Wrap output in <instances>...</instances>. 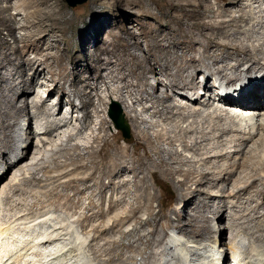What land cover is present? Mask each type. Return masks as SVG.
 Segmentation results:
<instances>
[{"label":"bare ground","instance_id":"obj_1","mask_svg":"<svg viewBox=\"0 0 264 264\" xmlns=\"http://www.w3.org/2000/svg\"><path fill=\"white\" fill-rule=\"evenodd\" d=\"M10 1L0 0V132L3 134L0 137V156L16 150L14 155L16 160L15 163L8 162V171H4L1 179L12 169L15 170L11 178L12 184L20 181L22 176L26 178L27 174L31 173L36 165H41L50 152L57 147L58 141L62 140V148L58 152L66 151L63 156L71 160L69 166H74L73 172L61 171L57 175H48L50 178L56 177V181H60L70 177L75 171L86 167L87 162L91 163V167L87 169L89 172L81 178L83 180L97 174L105 176L115 173L119 176L131 171L137 173L140 169L143 173L142 178H146L145 172L149 171L157 184H163V178L173 179L180 174L184 179L175 186L183 191V196L189 197L188 202H195L197 210L190 216L188 223L190 230L188 231L183 222L180 223L179 231H174L169 238L175 248L165 253L167 249L164 248L163 243L168 236L157 237L155 244L153 242L155 230L139 237V242L145 244L144 249L139 244L128 243L125 244L127 250L119 252L116 246L123 245V238L120 240L109 238L106 244H112L113 251L103 249L104 246L98 250L91 247L90 231L87 226L84 228L86 231H80L77 225L80 220L73 218L75 214L70 211L63 213L60 209L53 208L51 203L48 205L45 202L33 205L32 208L34 206L36 208H33L31 212L13 215L5 214V208H2L0 264H160V259L165 256L167 257L161 264H233L232 261L235 262L234 264H264V212L253 208L245 215V218L250 216L248 220L232 216L228 225L232 230L229 242L227 236H223L220 239L216 238L211 245L207 236L201 238L204 230L210 234L213 232V228L211 229L208 224L209 218H206L202 211L205 208L215 207V204L214 201L212 203L211 200L207 201L206 197L197 201L195 195L196 192L212 195L214 191L221 192L220 196L250 191L257 195H264V62H260L259 59L261 55L264 56L263 13V19H259L256 15L255 22L260 26L256 27L254 24L250 30L252 32H246L250 37L255 34L254 32L261 35L256 39L258 43L250 44L239 39L238 36L232 37L231 29L238 33L244 32L242 26H238V22L246 18L254 19L253 14L244 11L235 15L232 10H225L224 6H219L222 0L216 1L218 7H215L210 0H168L174 11L173 19L178 24V28H174L172 24L160 22L158 26L148 30L147 54L143 53L141 60L137 61L129 57L130 68L114 67L125 61L107 49L105 55L99 58L97 72L89 75L82 87L68 91L64 84L70 74H63L62 71L58 78L52 75L54 84L45 95L46 91L38 87L37 78L48 79L47 70L53 71V63L51 64L49 60L50 57L55 56L47 53L42 57L30 59L26 57V52L33 47L39 50V46L33 43L32 37H36L35 39L40 42H47L48 49L52 47L53 38L51 39L50 36L53 30L52 27L50 28L52 24L50 26H48L50 23L43 24L45 19L42 18V11L28 12L23 16L24 22L38 27L33 35L27 37L30 43L22 47L19 44L21 39L17 37L15 43H11L8 37L2 34V24L9 30L10 35H14L17 25L15 18L12 16L8 18L9 11L15 8L18 11L17 14L21 15L22 8L31 6L33 1L23 0L21 4L16 2L13 5L8 3ZM123 1L128 10L139 7L141 16L150 15L149 8L144 7L146 4L149 5L150 0ZM224 1H227L229 6L244 7L245 5H242V0ZM226 12L229 13V18L226 17ZM218 13L221 15L219 16ZM160 36L163 38L160 39ZM220 36L226 40L219 39ZM176 49L181 50L182 53L176 52ZM207 59H211L213 64L208 63ZM75 61L73 59V66ZM219 63L221 65H215ZM39 65L43 68L40 69ZM62 67L66 69L63 63ZM6 68L10 70V73L14 69L19 73L20 79L11 81L4 71ZM28 69L34 70L35 76L26 78ZM201 74L204 75L203 81L200 79ZM216 74H220V77L227 81L243 79V82L231 88L230 84L216 80ZM155 75L157 77L164 75L161 76L159 84L151 83V78ZM247 75L250 81H244ZM131 76L136 80L129 81ZM109 80L118 85L112 87ZM216 81H218L217 84ZM102 84H105L114 100L119 99L124 103L125 113L133 130L131 139L122 138L120 128L117 127L113 118H109L110 126L115 128L112 134L106 132L107 120L104 118L98 122L91 121L89 107L94 105L95 96H102L100 86ZM223 89L228 92L231 89L237 91L235 96L229 95L223 98L220 96L219 100L228 105L224 108L218 106L220 104L213 105L217 95ZM183 90L186 91V95L182 94ZM187 90L196 92L191 93ZM199 91L202 95L198 94ZM187 93L195 97L187 98L189 96ZM53 94L54 97L58 95L55 106L60 111L58 114L48 111L49 117L53 116V119H48L47 122H51V127L54 126V128L48 125L44 127L43 124L37 126L41 129L37 133L43 136L37 135L36 152L29 161V150L31 151L33 143L32 145L31 143L26 145L14 143V127L19 124L23 112H27L28 120L36 118L37 113H30V105L31 107L45 106ZM74 94L83 99L81 118H79L80 115H76L75 106H73ZM20 99L25 106L19 105ZM65 99L72 107L64 114ZM137 104L142 106L141 109L137 107ZM96 110L98 113L103 111L99 108ZM148 112L159 118L149 119L145 115ZM59 114L64 115L59 116ZM70 118L79 122L76 128L71 127ZM169 120L170 124L167 123ZM180 121L188 123L187 126L180 124ZM91 122L95 127L99 125L98 129L91 126ZM86 130L90 131L88 136H85ZM227 133H234L235 137L229 139L230 141L226 138L225 141L223 136ZM67 134L68 140L64 139ZM213 134L218 136L219 145H215L218 141L214 142ZM82 138H89L84 146L80 142ZM122 139L126 144L121 143ZM212 140L214 145H211ZM63 141H66V146H63ZM178 146H181L184 152L194 151L196 155L190 156L183 151L180 152L177 149ZM220 147L221 149H218ZM256 151H259L260 158L257 161L254 154ZM222 159L227 162L220 165L219 171H210L214 165H219L218 161ZM178 161L195 164L184 169V167L173 165L174 162L179 163ZM199 163L204 164V167L197 169L196 166ZM43 168L49 174L56 172L54 168L46 165L42 166ZM221 180L225 182L230 180V183L224 186ZM206 181L209 182L208 187H205ZM6 187L3 188L2 193L8 194ZM119 188L128 190L126 185ZM150 188L151 185L145 182L141 190L149 192ZM262 201L264 203V200ZM227 208L229 207L224 205V208L215 207L213 211L216 214ZM255 210L258 215L251 214ZM116 217L120 223L111 224V218L107 215L103 225L104 232L108 230L118 232L121 224L126 229L129 227L131 216L126 214L121 217L120 213H117ZM92 228L96 232L101 231L100 226L93 225ZM126 229L123 233L126 236H132L137 227ZM189 235L192 236L188 237ZM134 251L139 252V257L132 253L128 254ZM126 256L132 261L123 262ZM190 256L193 258L187 263L186 258Z\"/></svg>","mask_w":264,"mask_h":264},{"label":"rangeland","instance_id":"obj_2","mask_svg":"<svg viewBox=\"0 0 264 264\" xmlns=\"http://www.w3.org/2000/svg\"><path fill=\"white\" fill-rule=\"evenodd\" d=\"M33 1L31 6H25L22 8L21 12L22 14H17L18 11L15 10V8H12L11 11L8 13V18L12 16L15 18V22L17 25V29H15L14 35L9 34V30L5 27L4 24H2V34L3 36L8 37L9 41L11 43H15V39L20 38L21 41L19 44L22 47H25L26 44L30 43L29 39L27 38L29 35H33L34 32L37 30L38 27H35L32 24L24 22L23 16L31 11H42L43 12V24L49 25L52 30L51 32V39L53 38L52 47L48 49V43L47 42H40L38 39L36 40V37H32L33 43L35 46H39V50H37L35 47L29 48V50L26 52V57L30 59H36L38 57H42V55H47V53H52L55 57H50L49 62L53 65L52 72L47 70V76L48 79L41 77L40 79L37 78L38 87L42 91H46L45 95L48 94V89L54 84V81L52 80V75L56 76L57 78L61 75V72L63 71V74H70V77L65 82V88H67L68 91H71L73 89H77L79 87H82V84L84 81L88 78L89 75H92L93 73L97 72V65H99V58L103 54L105 55L107 49H110L114 52V55H116L119 59L123 58V63L116 64L114 67H121L124 66L126 68H130L131 62H129V57H133L134 60H141L143 53L147 54V36H148V30H151V28L158 26L161 23L165 24H172L174 28H178V24L174 22L173 19V9L168 0H150L148 1L149 5H144V7L149 8L150 15H140V9L139 7L131 8V10H128L126 3L123 0H86L84 3L77 4L75 6L70 5L66 0H30ZM45 1V2H43ZM211 3L218 7L217 0H210ZM217 1V2H216ZM243 6H232L228 5L227 1H220L219 6H224L223 8L225 10H232L233 14H240L242 12H246L249 14H253L255 17L254 19L246 18L245 20H240L238 22V26L241 27L244 32H236L234 29H231L232 37L245 40V42H248L250 44L252 43H258L259 33L254 32L252 37L248 36L247 31L250 33L252 29V26L255 24L257 25V22H255L256 15L259 16V19H263L262 13L264 16V1L258 0H242ZM21 4L23 0H11L8 2L10 5H13L15 3ZM217 4V5H216ZM263 5V6H262ZM228 6V7H227ZM263 8H262V7ZM15 7V6H14ZM143 7V9H145ZM261 9V11H260ZM263 9V10H262ZM259 11V12H258ZM227 14V15H226ZM229 13L226 12L225 15L227 18L230 17L228 15ZM220 16L221 14L218 13ZM217 15V16H218ZM248 17V16H247ZM235 35V36H234ZM220 36L219 39L226 40V38ZM163 38L160 36V39ZM154 42V40H152ZM42 51H41V50ZM40 52V53H39ZM173 53H182L181 50H172ZM171 52V54H173ZM14 56V55H13ZM225 56V55H224ZM227 56V54H226ZM260 56V55H259ZM75 59V64L73 66L72 61ZM260 62H264V56L261 55L259 57ZM208 63L213 64V61L211 59L206 60ZM62 63L66 66V69L62 67ZM258 64V63H257ZM215 65H221L215 64ZM74 67H76L74 69ZM39 68L42 69L43 66L39 65ZM47 69V68H46ZM8 77H10L11 81H18L20 79L19 73H17L14 69L13 72L10 73V70L4 69ZM14 73V74H13ZM159 74H162V72H159ZM255 74V71H254ZM35 76L34 70L28 69L27 74L25 75L26 78H32ZM54 76V77H55ZM161 76L158 77L152 76L151 83L159 84ZM262 76V75H260ZM216 80L224 81L226 84H230L231 87L233 85H239L242 84V80H233L227 81L224 78L220 77V74H216L215 76ZM201 81L204 80V75L201 74L200 77ZM244 81H250L249 76L247 75L246 78H244ZM136 80L135 77L131 76L129 77V81ZM218 80V81H219ZM110 85L112 87H115L118 85V83H115L111 80H109ZM216 81L215 83L217 84ZM231 82V83H230ZM123 84V83H121ZM101 88V97L95 96L94 97V105L89 107L90 113H91V121L98 122L102 118H104L106 121V132L109 134H112L115 131V128L110 126L109 118H112V116L109 114V110L112 105H116L123 111L125 119L129 122V119L126 116L125 113V106L124 103L119 100L112 98L110 91L106 88L105 84L100 85ZM188 92H196V91H190ZM93 92L96 93V90L93 89ZM191 93H187V98H194L195 95L190 96ZM183 95H186V91H182ZM198 94H201L199 91ZM35 95V94H33ZM202 95V94H201ZM115 96H117L115 94ZM235 96V95H234ZM226 97V96H221ZM76 115H80L79 118H81L82 110H81V102L83 99L74 94L72 96ZM220 96L217 95V100L214 102L213 105H218L224 108L226 105L223 101L219 100ZM58 100V95L54 97V94L49 98L47 101V105L42 106H36V107H29L30 113L32 112L37 113L36 118H32L31 120H28V114L27 112H23L21 114V120L18 125H15L14 127V143H18V145L23 144H30L31 151L29 150V158L30 161L31 157L36 152V143L38 136H41L42 134L37 133L39 132V129L37 126L40 124H43L45 126L51 127V122H47L48 119L52 120L53 116L50 118L48 111L55 112V114H58L60 110L55 106L56 102ZM105 100V102H104ZM184 100V98H183ZM188 101V100H187ZM184 104V103H183ZM20 106H25L24 102L20 99L19 100ZM212 105V106H213ZM72 107L71 104L67 102V99H65V107H63V113L65 114L67 110H70ZM137 107L141 109V105L137 104ZM96 108L103 109L102 112L98 113ZM233 108V107H231ZM234 109V108H233ZM27 114V115H26ZM64 114H59V116H62ZM149 119H158L159 117L153 116L151 112L145 113ZM153 116V117H152ZM175 122V121H174ZM164 123V122H162ZM170 124V120L167 122ZM70 124L71 127L76 128L79 124L76 120H73L70 118ZM91 126L95 127L94 123L91 122ZM180 124L187 126L188 123H184L183 121H180ZM167 125V124H166ZM97 125L95 129H98ZM165 126V123L164 125ZM51 128H54L52 126ZM129 128H130V136L125 137L123 135L122 130L121 136L125 139H131L133 137V130L132 126L129 122ZM97 131V130H96ZM98 132V131H97ZM90 131L86 130V135ZM218 133V132H216ZM196 134V133H193ZM243 134V133H242ZM3 134L0 132V137ZM38 135V136H37ZM218 135V134H216ZM43 136V135H42ZM216 137V138H215ZM225 141L227 138V141H230L235 137L234 133H227L225 136H223ZM221 137V138H223ZM212 138L215 140L214 142L218 143L215 144L212 140L211 145H219L220 140H218V136L212 135ZM64 139L68 140V134ZM230 139V140H229ZM49 142L50 139H47ZM83 142H88L89 138L80 139ZM80 141V142H81ZM125 140L122 139L123 144H126L124 142ZM260 142V141H259ZM62 140H59L56 144V148L50 152L49 156L45 158V160L41 161V165H36V167L31 171V173L27 174L26 178L23 176L21 177L20 181L14 182L11 181V178L13 176V172L15 170H11L7 173V175L1 179V176L4 171H8L7 164L8 162H14L16 158H14V155L16 153L15 151H9L8 153L4 154L3 156H0V196L2 193V190L4 187H6V190L8 191L5 193H2V201L0 206V215H2V208H5V214H18V213H26L33 211L36 206L32 208L33 205L37 203H46L48 205L53 206L56 210L60 209L63 213L64 211H70L71 213H74V217L79 221V229L85 230L84 228L87 226L88 230L90 231V237L89 242L92 243V246L94 249L102 248L101 246H104L103 249H109L110 251H113L114 247L112 244H106L109 238L120 240L122 239L123 245L116 246L117 251H126L127 248L125 247V244L128 243H134L139 244L142 249L145 248L144 242H139V237L142 235L149 234L156 231L153 242L155 244L157 243V237H167V240L171 237L174 231H179L180 223L186 225L185 227L188 228V231L190 230L189 226V220L190 216L196 212V204L195 202H188L189 197L183 196L181 190H178L175 185H178L181 180L184 179V177L180 174H177L175 178L168 179L163 178V184H157L154 178L152 177L151 173L149 171H146L147 174L145 177L142 178L143 173L140 172L141 170L138 169V172L135 173V171H131L126 173L125 175H119L116 176L115 173L100 176L97 174L96 176H92L87 178L86 180L81 179L83 176H85L89 171V168L91 167V163L87 162L86 167L79 169L78 171H75L70 175V177H65L64 179L60 181H56L55 178H50L48 175H57L61 171H70L73 172L74 166H69L71 163V160H67V157L63 156V154H66V151L63 153H59L58 150L62 148ZM82 143V142H81ZM85 143H82L83 146ZM214 143V144H213ZM63 146H66V141H63ZM17 145V147H18ZM206 146H208L206 144ZM257 146V144H256ZM179 147V148H178ZM177 149L180 152H184L183 148L181 146H178ZM210 147V146H208ZM223 147V146H222ZM23 148V147H22ZM51 150V146L49 147ZM17 149V148H16ZM218 149H221L218 148ZM112 153H114V150H111ZM58 152V153H57ZM143 149H141V153H143ZM57 153V154H56ZM186 154L196 155L194 151L191 152H184ZM256 154L255 161L260 160L259 158V151L254 152ZM6 157V158H4ZM12 159V160H11ZM264 160V158H263ZM233 161V160H231ZM179 162V161H178ZM227 161L225 159H222L218 161L219 165H210L212 168L210 171H219L220 165L225 164ZM15 163V162H14ZM182 163V164H181ZM195 164L194 162H174L173 165L176 167H184V169L188 168L189 165ZM49 166L50 168H54L56 172H53L51 174L46 173L45 167L42 169V166ZM180 165V166H179ZM67 167V168H66ZM198 168L204 167V164L199 163L197 166ZM88 169V170H87ZM86 170V171H85ZM251 170V169H250ZM81 171V172H80ZM118 171V170H117ZM85 172V173H84ZM115 175V176H114ZM197 176V175H196ZM211 178V174L208 175ZM261 176V175H259ZM257 176V177H259ZM236 177V176H235ZM74 178V179H72ZM72 179L71 181H69ZM205 180H210L209 178H205ZM253 181V179H251ZM149 183L151 185V188L149 189V192H145L141 189L144 188V183ZM222 185H228L230 183V180L228 182H225V180L220 181ZM224 182V183H223ZM234 183V178L232 181V184ZM12 187H10V185ZM231 184V186H232ZM126 185L128 190H121L119 186ZM209 182L206 181L205 187H208ZM109 186V187H106ZM230 186V187H231ZM139 189V190H137ZM195 189V188H194ZM208 188H206L207 190ZM218 190V189H215ZM10 192V193H9ZM213 194H206L205 192L199 194L195 193L197 201L201 198L206 197L207 201H214L215 207H218L220 209L224 208V205H227L229 208L227 210H221L215 214L213 211L215 207H212L211 209L205 208L202 212L205 215L206 218H209V226L211 229L213 228V232L210 234L207 232V230H204L202 232L201 238L204 236H207L209 238V243L212 245L214 244V241L216 238L219 237L222 238L223 236H227V241L229 242L231 231L228 227L229 222L231 220L232 216H238L242 217V220H248L250 216L245 218V215L251 211L253 208L257 209L259 212H264V203L262 200H264V195L261 194H255L253 191L250 192H241L238 194H234L231 196H220L221 192L214 191ZM211 196V197H207ZM261 197V198H260ZM213 199V200H212ZM3 203V204H2ZM55 205V206H54ZM214 206V205H213ZM57 207V208H56ZM32 209V210H31ZM255 211L251 212V214L258 215V212L255 213ZM120 213L121 217L129 215L131 216V221L129 227L126 229L125 227H122V224L120 226V230H108L103 231L105 228L103 225L105 224L107 215L111 218L110 223H120L119 219L116 217V214ZM223 214V216H222ZM225 217V218H224ZM223 218V219H222ZM188 221V222H187ZM152 222V223H151ZM186 223V224H185ZM94 226H100L101 231L96 232L93 230ZM172 224V225H170ZM168 225V227H167ZM178 225V226H177ZM122 227V228H121ZM137 227V230L132 234V236H126L125 230H128L129 228ZM238 230V229H237ZM236 230V231H237ZM86 231V230H85ZM111 235L112 237H110ZM192 235H189L190 237ZM120 237V238H119ZM167 243H163L165 253H169L171 250L175 248L174 244L171 242V239H169ZM211 241V242H210ZM172 244V245H171ZM108 248H107V246ZM112 245V246H111ZM95 246L97 248H95ZM91 247L89 248L91 251ZM125 248V249H124ZM99 250V249H98ZM136 255V257H139V252H129L128 254ZM191 255V252H190ZM169 256V255H168ZM165 257H162L160 259V264L164 262ZM193 257L190 256L186 258L187 263L191 261ZM129 259V260H128ZM128 260V261H126ZM132 259L130 257L126 256L125 259H123V262H131ZM220 261V260H219ZM105 262L104 259L102 261ZM234 264L235 262L232 261Z\"/></svg>","mask_w":264,"mask_h":264},{"label":"water","instance_id":"obj_3","mask_svg":"<svg viewBox=\"0 0 264 264\" xmlns=\"http://www.w3.org/2000/svg\"><path fill=\"white\" fill-rule=\"evenodd\" d=\"M70 5L75 6L77 4H81L84 3L86 0H66ZM109 114L112 116V118L115 121V124L117 125L118 128H120L123 132V135L125 137H129L130 136V128H129V124L126 121L123 111L121 110V108H119L116 105H112L110 110H109Z\"/></svg>","mask_w":264,"mask_h":264}]
</instances>
